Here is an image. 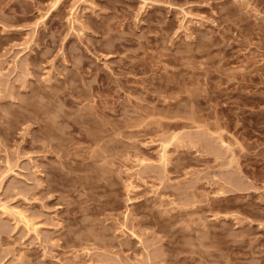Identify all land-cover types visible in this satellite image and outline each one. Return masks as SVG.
Segmentation results:
<instances>
[{
    "label": "rangeland",
    "instance_id": "rangeland-1",
    "mask_svg": "<svg viewBox=\"0 0 264 264\" xmlns=\"http://www.w3.org/2000/svg\"><path fill=\"white\" fill-rule=\"evenodd\" d=\"M52 4L0 0V264H264V0Z\"/></svg>",
    "mask_w": 264,
    "mask_h": 264
},
{
    "label": "bare ground",
    "instance_id": "bare-ground-1",
    "mask_svg": "<svg viewBox=\"0 0 264 264\" xmlns=\"http://www.w3.org/2000/svg\"><path fill=\"white\" fill-rule=\"evenodd\" d=\"M62 2V0H53V4H52V9L50 10V11H52V10H55V8H57L59 5H60V3ZM79 120V119H78ZM79 121H81V120H79ZM78 122V121H77ZM91 135H92V133H91ZM96 135V134H95ZM175 136V135H174ZM95 137H97V136H95ZM94 137V138H95ZM93 138V136L91 137L90 136V139L91 140H96V139H92ZM89 139V138H88ZM165 146V145H164ZM163 147V146H162ZM167 155V154H166ZM164 157H166L165 156V151H164V149H163V151H162V153H161V155H160V157L159 158H162V159H164ZM162 159H161V161H162ZM142 162V161H141ZM0 189H1V180H0ZM7 209H10L9 208V206L6 204V203H3V202H1V204H0V211H2V212H6V211H9V210H7ZM16 214H18V216L20 217V220H21V222L28 228V229H31V230H33V231H37L38 229H39V223L37 222V221H35V220H32L31 218H29L25 213H23L22 211H20V210H18V209H16L15 211H14Z\"/></svg>",
    "mask_w": 264,
    "mask_h": 264
}]
</instances>
